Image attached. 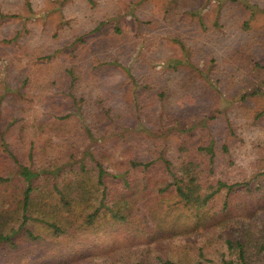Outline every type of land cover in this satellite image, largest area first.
Returning a JSON list of instances; mask_svg holds the SVG:
<instances>
[{
    "label": "rangeland",
    "instance_id": "1",
    "mask_svg": "<svg viewBox=\"0 0 264 264\" xmlns=\"http://www.w3.org/2000/svg\"><path fill=\"white\" fill-rule=\"evenodd\" d=\"M248 2L262 11L253 16L233 0H0V113L7 142L22 161L35 144L41 165L49 161L44 147L51 144L50 159L75 164L77 171L85 166V152L98 147L99 159L115 171L122 157L152 158L159 136L176 161L184 156L181 142L188 141L191 158L204 170L200 182L233 188L216 196L208 211L221 210L228 191L234 190L237 203L257 194L264 184L257 174L264 165V116L257 117L264 104V0ZM175 36L190 50L191 66H173L184 59ZM68 70L76 76L74 89ZM257 90L262 92L243 100ZM212 114L219 119L210 125L211 136L230 146L229 155L216 159L214 173L197 151L206 133L178 132ZM70 115L61 133L49 130ZM227 119L237 138L228 136ZM9 160L0 141V176L6 179L15 170ZM157 170L158 179L169 178ZM80 174L85 178V171ZM114 181L111 192L122 188ZM42 183L32 219L23 227V220L11 224L19 230L16 246L0 244V264H134L140 258L157 264V257L187 262L214 238L196 227L194 212L174 194L158 195L155 202L163 207L157 210L137 203L126 223L107 214L85 228V218L73 213L71 224L58 222L62 234L45 224L60 203ZM21 187L17 180L1 185L0 198L8 203ZM252 221L261 229L264 213Z\"/></svg>",
    "mask_w": 264,
    "mask_h": 264
},
{
    "label": "trees",
    "instance_id": "2",
    "mask_svg": "<svg viewBox=\"0 0 264 264\" xmlns=\"http://www.w3.org/2000/svg\"><path fill=\"white\" fill-rule=\"evenodd\" d=\"M233 1L243 4L245 9L253 16L262 11L257 5L249 3L248 0ZM173 40L174 44H177L184 53V59L174 61L173 66H191V62L188 61L191 58V52L185 42L178 36H175ZM67 72L68 76L73 78L70 87L74 89L77 83L74 71L68 70ZM261 92V90H257L244 95L242 98L245 101ZM70 93V95H73L72 92ZM51 107H55L53 103ZM136 112H138V109H136ZM262 116H264V104L262 111L257 117L260 118ZM70 117L72 116L70 115L66 119L65 117L61 118L60 120L63 122L54 123L49 130L56 132V134L61 133V129L66 126L64 121H67ZM217 119H219V116L212 114L203 118L197 125L189 128L179 126L178 128V132L181 133L180 137L192 134L196 130H199V134L200 131L206 133L205 142L198 144L199 148L197 151L208 157L210 173L215 172L214 165L219 154L229 155L230 153L229 143L218 145L210 134V125ZM109 121L116 128L120 126L114 119H109ZM227 124L228 136L237 138V131L228 119ZM138 128L139 130L143 129L144 135L145 125L141 123ZM9 129L12 130V125H9ZM45 130L48 129L45 128ZM87 130L91 136L90 129ZM173 130L176 129L174 128ZM6 139V132L1 128L0 113V141L6 156L10 159L8 164L12 163L15 169L7 179L0 176V186L11 183L14 180H17L22 185L20 196L11 194L8 198V203L3 201L6 198L5 196L2 195L0 198V244L8 243L16 246L14 238L19 235V230H15V226L11 227V224H16L19 220H23L21 223V227H23L32 219L33 208L38 205V202L37 204L35 202L36 196L43 193L42 182L46 181L47 187H51V191L56 192V194L51 193L50 199L58 195L60 205L50 215L49 220L45 221V224L62 234H64V229L58 226V222L71 224L69 217L73 213L85 218V228L94 226L99 220L104 219L107 214H111L114 220H121L126 223L133 214V208L137 203L148 202L157 210L158 207H163L160 202H155L158 195L174 194L178 197L180 204L184 205L190 212H194L196 227H202L208 232L214 233V238L209 240V246L204 244L202 245L203 247L198 248L199 253L195 261L182 262L157 257L155 260L157 264H264V222L262 221L263 227L258 229L252 221L259 212L264 213V184L257 194L249 192L238 203L233 199L234 190L228 191L225 195L223 208L218 211H208L207 208L216 196L225 189L232 190L233 188L226 183H218L217 186H213V184L210 185L208 183L207 185L200 182L204 170L199 172L201 168L196 166L197 161L191 158L192 148L188 141L181 142L178 149L184 156L179 155L176 161L168 157V147L164 140H162L163 142L159 141V139H162L159 136L157 140H153L154 150L152 158L140 160L133 156L122 157L114 164L113 170L115 171H110L106 161L99 159L100 149L98 147L89 148L85 152V166L79 164V171H77L72 170V166H75V164L58 163V159H50L52 156L50 153L51 144H47L44 147V157L49 159V161H47L46 165H41L35 162L39 156L35 154V144H30L29 159L22 161L12 150L10 143ZM194 155L198 154L194 153ZM69 157L74 156L70 154ZM158 167H161V170L166 172L169 176L168 179H158ZM84 171L85 178L80 174H83ZM92 172H96V182L93 179L95 176H93ZM69 173H73L76 176L72 178L73 176H70ZM257 174L259 178H263L264 183V165L257 171ZM112 179L115 180L114 184L122 185V188L116 192H111L108 186L109 181ZM97 186L99 187L98 190H96ZM78 210H82L81 213ZM66 212L67 217L65 216ZM7 228L11 230L10 233L2 232ZM139 235L141 236L142 234ZM29 237L36 239L32 232H29ZM214 246H217V248ZM111 261L113 260L111 259ZM109 264H116V262ZM125 264L130 263L125 262ZM134 264L149 263L144 258H140Z\"/></svg>",
    "mask_w": 264,
    "mask_h": 264
}]
</instances>
